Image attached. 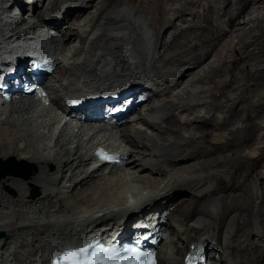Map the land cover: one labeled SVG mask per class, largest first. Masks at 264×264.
<instances>
[{
  "label": "bare ground",
  "instance_id": "1",
  "mask_svg": "<svg viewBox=\"0 0 264 264\" xmlns=\"http://www.w3.org/2000/svg\"><path fill=\"white\" fill-rule=\"evenodd\" d=\"M19 1L26 12L27 0ZM116 1L51 0L44 8L47 0H33L37 23L50 27L44 17L57 13L47 33L55 31L50 37L58 43L33 31L28 43L17 49L22 41L15 46L9 42L18 27L1 25L0 72L25 48H31L32 55H63L68 64L59 63L52 76L61 86L52 100L57 111L31 106L30 97L13 106L0 105V158L27 162L34 170L28 177L0 179V232L5 234L0 238V264H48L64 248L91 239L101 238L106 245L115 239L109 233L129 222L127 233L142 218L167 237L158 252L159 264H264V176H259L264 153L257 148L264 143V0ZM0 2L1 11L4 0ZM94 7L97 11L91 13ZM117 9V15H111ZM187 10L193 11L191 19ZM156 13V24L141 17ZM130 15L161 30L150 67L160 57L163 68L145 66V53L136 49L144 34L135 37L132 28L120 24ZM87 22L93 23L92 29L88 25L83 30ZM193 29L200 33L188 36ZM135 53L141 59L135 67L139 72L127 66ZM168 70L172 86L162 81ZM128 71L143 87H151L146 107L152 120L137 112L123 118L121 126L103 131L62 120L65 94L77 102L83 96L77 87L83 85L94 95L119 91ZM224 74L229 78L224 80ZM217 75L222 76L219 81ZM208 83L217 91L212 97L220 93L221 102L206 100ZM233 84L237 92L229 96L225 90ZM185 114L199 121H183ZM224 131L227 134H221ZM97 142L114 147L126 143V165L105 175L90 171V148ZM210 179L223 190L219 202L212 191L195 194L206 189ZM181 193L190 199L178 205ZM115 244L113 240L109 245Z\"/></svg>",
  "mask_w": 264,
  "mask_h": 264
},
{
  "label": "rangeland",
  "instance_id": "2",
  "mask_svg": "<svg viewBox=\"0 0 264 264\" xmlns=\"http://www.w3.org/2000/svg\"><path fill=\"white\" fill-rule=\"evenodd\" d=\"M42 1V0H41ZM101 1V0H100ZM116 1V0H115ZM117 1H122V0H117ZM116 1V2H117ZM50 2H51V0H47V2L45 3V7L44 8H46V6H48L49 4H50ZM1 3V2H0ZM22 3H25V0H22ZM174 3H176V2H174ZM5 4H7V2H5ZM4 4V5H5ZM67 5V4H66ZM167 6H170L169 4H167ZM203 6V5H202ZM67 7V6H66ZM127 8L128 9H134L135 7L133 6V5H129V6H127ZM119 10L120 9H117V10H112L111 11V15H113V16H116L117 14L116 13H118L119 12ZM96 8L94 7L93 9H92V11H91V13H96ZM28 12V11H27ZM60 12V11H59ZM58 12V13H59ZM7 13H8V10H1L0 11V19H3L1 16H3V15H5V17H7ZM56 12H52V14H55ZM64 13V12H63ZM67 13V12H66ZM114 13V14H113ZM193 13V11H191V10H187L186 11V17H187V19H191L192 18V14ZM57 14V13H56ZM90 14V13H89ZM157 13L156 14H154V19L152 18V16L150 15V16H145L144 14H141V17L143 16L146 20H147V18H148V20H150L149 22H151V23H153V24H156V19H155V17H157ZM62 16V21H64L63 20V17H65L66 16V14L64 15V14H62L61 15ZM128 17V16H127ZM127 17H125V18H123V20H121L122 22L120 23V24H122V25H124V27H130V28H132V30H133V32H134V36L135 37H137V35H138V33H140L139 35H142L143 36V34H144V37H138V40H139V47L140 48H136L137 50L138 49H141L142 48V53H145V56L146 57H142L141 59H143L142 61H144V63H146L145 64V66L147 67L148 66V68L149 69H153V68H155V67H158V68H156V70L157 69H160L159 67H161V68H163L162 66H164L163 64H161V63H158V62H161V60H159L160 59V57H158L157 58V63L155 64L156 66H154L153 68H151L150 66V64H151V61H153L152 59H153V56H154V54H153V49H154V46L156 45V35L158 34V32L159 31H161L160 29H158L155 25H152V26H148L147 25V23L146 22H144V23H142L141 21H143V19H140V21H133V16H129V18H127ZM48 20H54L52 17H50V16H47L46 17ZM247 17L245 16V19H246ZM7 19V18H6ZM57 19V18H56ZM55 19V20H56ZM125 19V20H124ZM4 20V19H3ZM8 20H11V19H9L8 18ZM153 22H152V21ZM242 21H244L243 19H241ZM6 23L8 22V21H5ZM5 22L3 21L1 24H0V28H2L4 25H5ZM134 22V23H133ZM9 24H7L8 26H11V23L12 22H8ZM52 23H54L53 21H52ZM91 22H87L86 23V25L83 23V25H84V27H82L83 28V30L84 29H86L87 27H88V25L90 26L89 28L90 29H92L91 28V24H93V23H91ZM140 23V24H139ZM109 24V23H108ZM130 24V25H129ZM149 24V23H148ZM180 24L182 25V23L180 22V23H177V25L178 26H180ZM1 25H3L2 27H1ZM111 25V24H110ZM110 25H108V26H110ZM143 25V26H142ZM189 24H185V26L184 27H186V26H188ZM217 25V24H216ZM16 26V25H15ZM146 26V27H145ZM217 27V26H216ZM157 28V29H156ZM187 28V27H186ZM224 28H226L227 29V26L225 25L224 26ZM7 29V28H6ZM5 29V30H6ZM80 31V33H82L83 32V30L82 29H79ZM186 30H188V29H186ZM194 30L195 29H193L192 30V32H190L189 31V34H188V36L190 35V34H192V35H190L191 37H193V35L195 34V33H200V31H199V29H197L196 31H195V33H194ZM167 35L170 37V38H172L173 36H174V34H173V30H172V28H169V29H167ZM136 33V34H135ZM142 33V34H141ZM160 33V32H159ZM138 35V36H139ZM155 35V36H154ZM184 35H186V34H184ZM183 35V36H184ZM147 36H150V37H148V39L146 38ZM187 35L185 36V37H188ZM97 36H96V33H95V36H92V40H89V42H92L93 40H94V38H96ZM150 39H151V41H150ZM175 39V38H174ZM179 39H181L180 37H178V38H176L175 40H179ZM228 41H230V39L228 38L227 39ZM249 41L250 40V38L248 37L247 39H245V41ZM106 41V40H105ZM104 41V42H105ZM145 41V42H144ZM150 41V42H149ZM144 42V43H143ZM149 42V43H148ZM236 42H237V40H236ZM77 43L79 44V39L77 40ZM196 43H198V44H200L198 41H196ZM76 44V43H75ZM78 44H76V45H78ZM147 45V46H146ZM136 46L138 47V44H136ZM132 48V47H131ZM146 48V49H145ZM220 49H221V47H220ZM251 49H253V47H251ZM86 51H88L89 50V43L87 44V47H86V49H85ZM147 50V51H146ZM133 51V50H132ZM134 51H136V50H134ZM96 54V52L95 51H93V54ZM98 54V53H97ZM158 56V55H157ZM149 57V58H148ZM141 59L139 58V54H134L133 56L131 55V59L129 60V62H128V67H129V69H130V66L129 65H131L132 67H131V69H135L136 70V68L138 67V65H140L139 64V62L141 63ZM133 60V61H132ZM139 61V62H138ZM66 62V61H65ZM65 64H68V61L66 62V63H64V65ZM148 64V65H147ZM205 66H207V65H205ZM242 66L243 65H240L239 67H238V69L240 70L241 68H242ZM127 67V68H128ZM136 67V68H135ZM262 68L264 67V64L261 66ZM148 69V70H149ZM239 70H237V71H239ZM137 72H139V70H136ZM161 71H163V69H161ZM166 72H163L162 73V75H164ZM170 71L168 70V73H166L165 74V76H164V78L162 79V81H164V82H170V81H173V79H171L170 81H169V79H170ZM169 75V76H168ZM169 77V78H168ZM221 77L222 76H220V75H217V76H215V80H217V81H219L220 79H221ZM224 80H226V79H228L229 77H228V75H226V74H224V76L222 77ZM171 83V82H170ZM250 83H254L253 81L252 82H250ZM205 90H207L208 91V93H206V94H203V95H205V97H206V100H208V101H219V102H221L222 101V97L220 96V93H217V98H213L212 97V92H214V93H216L217 91L216 90H214L213 91V89H214V86L211 84V83H208V84H206L205 86ZM204 87H203V85H198V90H202V89H204ZM212 87V88H211ZM175 89H176V87H174ZM234 89H236V85H232V86H229L228 88H227V90H225V92L227 93V95H229V96H234L235 95V93L237 92V91H235V93H234ZM178 91L179 90H175L174 91V93H173V95H177L178 94ZM221 91H223V90H221ZM245 103H247V102H245ZM240 108H242V106L240 105ZM147 109H148V111H149V108H148V106H147ZM200 111V113H201V115H203L204 114V112H205V110H203V109H200L199 110ZM199 111H198V113H199ZM145 112V111H144ZM199 113V114H200ZM150 114V113H149ZM216 115H218V116H222V114L221 113H216ZM182 120L183 121H185V120H193V121H199V119H195L194 118V116H189V114H185V116L183 115L182 117ZM256 121H258V122H260L261 120H257L256 119ZM198 123V122H197ZM196 126V124L194 125V127ZM144 127H146V126H144ZM221 134H227V132L226 131H224V132H221ZM257 148H258V152H259V154L261 153V154H263L264 153V143H259L258 145H257ZM10 159H14V158H10ZM10 159H2V158H0V179L1 178H3V177H5V176H8V175H15V176H24V177H28V175H32L33 174V172H34V170H33V167L29 164V163H27V162H24V161H20V160H16L15 159V161H16V163H8V164H3L1 161H4V163L5 162H7V161H9ZM219 170H221V169H219ZM201 176L202 177H205V176H207V174L206 173H202L201 174ZM259 176H264V169L259 173ZM208 187H206V189H204V190H202L201 192H198V193H195L196 195H202V194H204V193H206V192H210V191H212V193L213 194H215L216 196H217V201L219 202V200L220 199H222V196L221 195H223V190L222 189H220L219 187H218V183H217V181L216 180H209L208 181V185H207ZM192 193H194V192H192ZM184 196V193H181L180 195H179V200H177V204L178 205H181V204H183V203H187V200L186 199H190V196L189 197H183ZM183 197V198H182ZM180 198H182L181 200H180ZM185 198V200H183ZM176 208V207H175ZM116 221V220H115ZM119 220H117L116 221V223L118 222ZM176 239V238H175ZM211 244H213V243H211Z\"/></svg>",
  "mask_w": 264,
  "mask_h": 264
},
{
  "label": "snow or ice",
  "instance_id": "3",
  "mask_svg": "<svg viewBox=\"0 0 264 264\" xmlns=\"http://www.w3.org/2000/svg\"><path fill=\"white\" fill-rule=\"evenodd\" d=\"M98 155L102 160H117L116 156L109 155L104 150H100ZM128 253H132V255H128ZM141 255L153 256L152 253L142 254L135 248L116 249L97 242L86 248L82 247L64 252L62 264H142L139 260ZM149 264H155L154 260L150 261Z\"/></svg>",
  "mask_w": 264,
  "mask_h": 264
},
{
  "label": "clouds",
  "instance_id": "4",
  "mask_svg": "<svg viewBox=\"0 0 264 264\" xmlns=\"http://www.w3.org/2000/svg\"><path fill=\"white\" fill-rule=\"evenodd\" d=\"M30 6V5H29ZM22 7V6H21ZM32 7H33V5H32ZM34 8V7H33ZM59 11H61V10H59ZM29 12V11H28ZM27 10H26V13H25V15H27ZM47 14V13H46ZM46 16V15H45ZM35 19V18H34ZM44 20H45V17H44ZM52 23V22H51ZM51 23H48L49 25H51ZM53 24V23H52ZM52 26V25H51ZM48 29H50V32H52L51 31V27L50 28H48ZM51 35H54L55 34V31L53 32V33H50ZM125 73V76H122V77H124V81H126L127 79H132V80H134V81H136L137 83H139V86L140 87H143V85H142V83L140 82V81H137L136 80V78L134 77V72H131V71H128V72H124ZM126 74H128V75H126ZM64 77H66V76H64ZM63 77V78H64ZM167 83H165V85H166ZM146 86H150V85H146ZM145 90V89H144ZM145 91H147V90H145ZM147 92H149V91H147ZM152 93L151 92H149V96L151 95ZM149 96H148V101H147V103H146V105L149 103ZM146 105L143 107L145 110V112H142V116H143V118L144 117H147V116H149V117H147L149 120H152V118L150 117V114H149V111H148V109H147V107H146ZM134 115V114H133ZM133 115H128V116H126V117H133ZM125 118V117H124ZM131 119H134V118H131ZM121 126V125H120Z\"/></svg>",
  "mask_w": 264,
  "mask_h": 264
},
{
  "label": "water",
  "instance_id": "5",
  "mask_svg": "<svg viewBox=\"0 0 264 264\" xmlns=\"http://www.w3.org/2000/svg\"><path fill=\"white\" fill-rule=\"evenodd\" d=\"M3 164H8V163H16V161L14 159H10L9 161L5 162L4 161H1ZM29 176V175H28ZM5 236L4 233L0 232V238Z\"/></svg>",
  "mask_w": 264,
  "mask_h": 264
}]
</instances>
